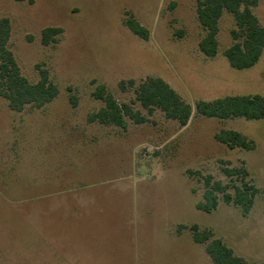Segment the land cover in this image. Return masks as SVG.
I'll return each instance as SVG.
<instances>
[{
  "label": "rangeland",
  "instance_id": "obj_1",
  "mask_svg": "<svg viewBox=\"0 0 264 264\" xmlns=\"http://www.w3.org/2000/svg\"><path fill=\"white\" fill-rule=\"evenodd\" d=\"M196 9L195 0H0L22 75L37 83L47 70L60 91L19 113L0 97V264H214L193 226L248 264H264V119L196 111L198 101L264 97V51L254 67L233 68L225 51L236 23L226 13L218 55L205 56ZM254 12L264 26V0ZM129 18L148 40L130 30ZM48 27L62 32L44 45ZM149 77L192 106L186 126L138 101L136 89ZM101 85L146 122H90L105 106L93 96ZM221 130L240 132L255 148L230 149L215 138ZM222 162L244 164L258 188L247 215L223 194L215 211L197 208L205 177L230 182Z\"/></svg>",
  "mask_w": 264,
  "mask_h": 264
},
{
  "label": "trees",
  "instance_id": "obj_2",
  "mask_svg": "<svg viewBox=\"0 0 264 264\" xmlns=\"http://www.w3.org/2000/svg\"><path fill=\"white\" fill-rule=\"evenodd\" d=\"M260 0H195L197 16L205 36L199 43L200 50L209 58L216 57L219 50L218 34L220 20L227 13L232 15L236 28L231 31L234 43L225 51L230 65L238 70L250 69L260 60L264 51V26L256 16L254 9ZM127 25L130 30L148 40L149 31L134 18H129ZM60 28L48 27L42 31V42L49 45L56 42L61 33ZM11 24L8 18L0 19V97L6 99L11 110L22 112L26 106L42 108L52 102L59 94V88L50 80L47 70L40 71V80L30 83L21 73L20 67L9 49ZM134 85V80L129 81ZM122 89L125 82H121ZM137 99L150 113L154 108L161 109L169 119L177 120L186 126L192 116L193 108L166 81L159 77H149L142 81L136 89ZM96 99L102 100L105 106L90 114V122L98 121L104 125L126 127V117L136 123L146 122L145 117L134 112L128 105H119L106 87L101 85L93 93ZM74 105L77 101L71 98ZM198 114L219 119L245 118L247 120L264 119V97L261 95L226 96L213 101H198ZM215 138L230 149L242 148L252 150L255 143L235 130H221ZM222 172L230 179L224 184L215 180L212 175L205 177L203 201L197 203L200 211L211 213L219 205V194L224 200L242 210L244 215L250 213L258 195V188L249 180V171L243 164L230 166L222 162ZM230 189L234 192L231 193ZM194 241L206 244V253L214 264H248L243 258L236 256L234 251L221 239H214L211 231H200L198 226L192 227Z\"/></svg>",
  "mask_w": 264,
  "mask_h": 264
},
{
  "label": "crops",
  "instance_id": "obj_3",
  "mask_svg": "<svg viewBox=\"0 0 264 264\" xmlns=\"http://www.w3.org/2000/svg\"><path fill=\"white\" fill-rule=\"evenodd\" d=\"M203 53V52H202ZM204 54V53H203ZM233 96H237V95H233ZM83 215V214H82Z\"/></svg>",
  "mask_w": 264,
  "mask_h": 264
}]
</instances>
